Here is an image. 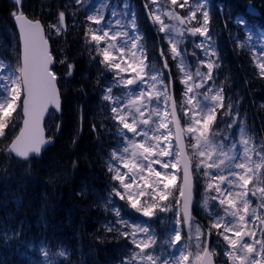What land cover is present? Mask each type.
Segmentation results:
<instances>
[{"label":"snow or ice","instance_id":"1","mask_svg":"<svg viewBox=\"0 0 264 264\" xmlns=\"http://www.w3.org/2000/svg\"><path fill=\"white\" fill-rule=\"evenodd\" d=\"M11 3L14 11L10 15L18 26L22 51L17 54L19 66L0 75V138L22 126L0 151L30 164L33 156L39 157L53 142L52 136H45L44 120L50 108L61 109L62 92L53 70L57 61L49 51L43 25L25 15L23 0ZM75 3L81 5L83 0ZM150 3L155 5L157 0ZM170 4L172 7L163 15L183 27L165 23L159 8L150 11L149 16L167 37L172 59L179 61L176 67L183 85L180 102L173 99L171 71L166 78L148 62L129 4L124 3L119 10L112 7L106 20L109 5L105 0L86 17L95 25H89L84 33L86 44L93 46L89 48V60L99 58L101 66L96 86L103 89L101 100L107 102L110 119L122 141L110 151L106 164L110 181L100 207L106 213L112 212L115 219L102 225L106 235L100 242H107V234H111L112 241L123 239L131 245L114 264H216L221 257L224 264H264V139L257 143L254 136L243 134L239 103L226 98L223 83H215L214 71L220 64L209 0H170ZM177 7L187 14L182 16ZM249 12L256 9L249 7ZM64 21L65 12L60 11L58 23L50 25L57 35ZM235 22L246 25L240 16ZM169 30L177 35H169ZM189 36L201 37L193 43L204 56L197 58L194 70L184 62L187 49L181 48ZM254 59L264 77V52ZM58 62L67 64V59ZM163 67L168 69L167 60ZM67 68L66 76L70 77L74 65L67 64ZM5 69L7 65L0 62V70ZM105 72L112 74L107 86L99 79ZM114 88L123 89V94H114ZM79 90L83 92V87ZM18 108L20 121L13 116ZM236 125L240 126L239 139L232 136ZM237 144L241 145L239 149ZM2 175L7 179L9 173L3 169ZM201 182L197 201L196 187ZM87 191L83 188L78 195H87ZM113 197L147 220L133 223L124 218ZM194 203L210 211L206 226L193 214ZM162 214H171V229L163 237L154 226L156 220L164 222ZM22 227L6 228L0 233L5 246L11 247L12 240L19 241ZM213 235L216 240L210 243ZM23 244H17L14 254L28 257V252L21 251ZM34 247V242L27 244L29 250ZM50 253L47 242L40 241L38 255L47 258ZM56 255L62 258V264H84L83 256L73 261L71 249L62 244ZM47 264L53 262L48 260Z\"/></svg>","mask_w":264,"mask_h":264},{"label":"trees","instance_id":"2","mask_svg":"<svg viewBox=\"0 0 264 264\" xmlns=\"http://www.w3.org/2000/svg\"><path fill=\"white\" fill-rule=\"evenodd\" d=\"M111 1L130 5L143 36L148 62L167 78L160 57V51L165 52L167 46L158 27L148 17L149 0ZM248 1L263 10L261 24V18L254 21L246 13L245 4ZM219 3L225 10L245 16L250 26L264 29V0H209L211 30L220 60L217 80L225 85L226 98L239 103L244 117V132L247 136H254L259 143L260 139H264V77L259 74L246 46L238 45L234 26L229 15L221 12ZM146 4L148 7H145ZM90 7L86 0L81 5H77L75 0H23L22 10L31 18L43 22L50 39L57 61L54 70L60 81L63 113L61 116L52 113L47 119L45 128L48 136L55 138V144L40 159H32L29 164L0 151V233L6 228L16 230L23 226L19 241L12 240L11 247L5 246L0 237V264H30V261L35 264L37 260L41 264H47L48 260L53 264H62V258L56 255L61 244L71 249L73 261H79L83 256L84 264H114L120 254L131 247L123 239L118 243L112 241L111 234H107V242H100L106 235L102 225L115 219L112 212L106 213L100 207L110 181L106 164L110 151L118 148L122 141L115 130V122L110 119L107 102L101 100L103 89L96 86L101 68L99 58L92 62L89 60V48L93 46L86 44L84 33L89 25L95 27L86 19ZM12 11L14 8L10 0H0V57L11 60L18 67L19 42L10 15ZM60 11L65 12V21L61 34L57 35L50 25L58 23ZM65 58L67 64L74 65L70 77L66 76L67 64L58 62ZM167 63L175 93L179 94L178 70L169 57ZM99 79L101 85L107 86L112 81V74L105 72ZM81 87L83 92L79 90ZM14 117L17 121L21 120L20 110ZM19 126L0 138V149L10 143ZM3 169L9 173L7 179L3 178ZM83 188H87V195H78ZM117 205L126 218L125 208L119 202ZM193 214L203 225L208 224L211 215L208 210L194 208ZM158 232L161 237L165 234L160 229ZM42 240L51 248L47 258L38 255ZM215 240L213 235L210 242ZM20 241L24 242L21 251L28 252V257L14 254ZM33 242L36 247L29 250L27 244Z\"/></svg>","mask_w":264,"mask_h":264},{"label":"rangeland","instance_id":"3","mask_svg":"<svg viewBox=\"0 0 264 264\" xmlns=\"http://www.w3.org/2000/svg\"><path fill=\"white\" fill-rule=\"evenodd\" d=\"M86 1L89 2L90 6H91V8H90V14L96 9V7L98 5H100V4H102V3L105 2V0H86ZM107 3L109 5V8L105 9V19L106 20L110 16V10H111L112 7H116L119 10V8L121 6V5L117 4V3L111 2V0H107ZM171 7L172 6L170 4V0H157V4H155V5H153V4L150 3V10H149V12L152 11L153 9L159 8L160 14L162 15V18L164 19L165 23H172V24L175 25V22L174 21L170 22L169 18L166 15H163V13L166 12ZM176 11H178L182 16L187 14L184 9H179L178 7L176 8ZM130 13H131V11H130ZM230 13L232 14V11ZM236 18L237 17H231V20H232V22L234 24L233 25L234 26V32L237 35V37H241L242 38L241 41H239V43L241 45L242 44L245 45L246 48L251 51V54H252V57H253V61L256 63V61L254 59V56L255 55H258L261 52H264V31H260V30L254 31L253 29L248 28L246 25L242 26V25H240V24H238V23L235 22L236 21ZM175 26L176 27H183V26H179V25H175ZM192 26H195V25H192ZM139 34H140V31H139ZM163 35H164L165 40H166L167 45H168V48H167L166 52L169 55L170 59H172L171 55L169 54L170 44L168 43V39L165 36V34H163ZM169 35L176 36L177 34L175 33L174 30H169ZM200 40H201V37H199V36H197V37H191V36H189L187 38V40L184 43L181 44V48L182 49H185L186 48L187 49L186 52H188L189 55H190V56H185L184 62L186 64L190 65L193 68V70L195 69L196 64H197V58H204L203 53H202V50L199 49V48H195L194 43H193V41L198 42ZM141 43H142V41H141ZM215 49L217 51V48H215ZM193 51L196 53L195 56L191 55V53ZM0 62H3L5 65H7V69L0 70V75L6 74V72L9 71V70H14V68L8 62L2 61L1 58H0ZM173 62L176 65L179 63L178 60H173ZM217 62L219 63V58H218ZM256 65H257V63H256ZM202 70H204V69H202ZM217 71H218V69L214 71V76L216 75L215 73ZM215 83H216V80H215ZM180 86H181L182 91H183V85L180 84ZM123 91H124L123 89L116 88V90L114 91V94H123ZM182 93L178 97V102H180V100L182 99ZM14 114L15 113H13V115ZM233 134L236 136V139H239V136L241 135V133H240V127L239 126H237V125H236V127L234 126ZM240 147H241V145L237 144V148L239 149ZM201 185H202V182H201V184H198L197 187H196V191L197 192L195 193V199L197 201L200 200V192L202 191ZM118 199L119 198H117V201H118ZM122 203H123V206H125V208H126V212L132 214L133 217L135 218V220L128 219L130 222H133V223H144L147 220V218H145V217L137 214L124 201H122ZM253 203L255 204V198H253ZM194 207L196 209V208H201L202 206H201L200 203H194ZM170 217H171V214H169L168 216H165V218L167 220L166 221L164 220L163 223L166 224L165 225L166 227L168 226L171 229ZM161 219H162V215H161ZM154 226H156V224H154ZM193 234H194V229H193ZM220 259H221V261H224V258L223 257H221Z\"/></svg>","mask_w":264,"mask_h":264},{"label":"water","instance_id":"4","mask_svg":"<svg viewBox=\"0 0 264 264\" xmlns=\"http://www.w3.org/2000/svg\"><path fill=\"white\" fill-rule=\"evenodd\" d=\"M249 7H251V5H249ZM248 7V8H249ZM255 13V12H254ZM256 14H258V13H256ZM41 23V22H40ZM42 24V23H41ZM15 25H16V23H15ZM16 28H17V32H18V35H19V30H18V26L16 25ZM43 31H44V34H45V30H44V27H43ZM45 38H46V35H45ZM20 40V39H19ZM20 45H21V42H20ZM48 46H49V51L51 52V47H50V43H49V41H48ZM21 51H22V45H21ZM172 95H173V92H172ZM173 99H174V95H173ZM52 108H50L49 109V111L51 110ZM57 114H60L62 111H61V109L59 110V111H55ZM47 116H48V114H46V116H45V120H46V118H47ZM45 120H44V123H45ZM21 126H22V124H21ZM45 136H46V132H45ZM54 143V139H53V142L51 143V144H49L45 149H43L42 150V153H41V155L39 156V157H37V158H40L41 156H42V154H43V152L50 146V145H52ZM33 157H35V156H33Z\"/></svg>","mask_w":264,"mask_h":264}]
</instances>
